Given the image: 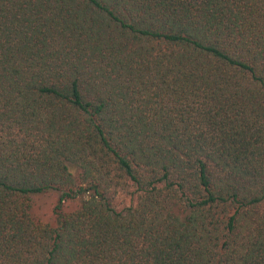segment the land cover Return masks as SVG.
I'll list each match as a JSON object with an SVG mask.
<instances>
[{
  "label": "trees",
  "instance_id": "obj_1",
  "mask_svg": "<svg viewBox=\"0 0 264 264\" xmlns=\"http://www.w3.org/2000/svg\"><path fill=\"white\" fill-rule=\"evenodd\" d=\"M0 264H264V0H0Z\"/></svg>",
  "mask_w": 264,
  "mask_h": 264
},
{
  "label": "rangeland",
  "instance_id": "obj_2",
  "mask_svg": "<svg viewBox=\"0 0 264 264\" xmlns=\"http://www.w3.org/2000/svg\"><path fill=\"white\" fill-rule=\"evenodd\" d=\"M58 192L49 190L42 193L30 195V215L33 219L46 222L51 225L54 224L55 215L53 208L57 202ZM78 200H66L60 205L61 212H69L77 206ZM129 203V194L125 192H118L112 199V205L120 209Z\"/></svg>",
  "mask_w": 264,
  "mask_h": 264
}]
</instances>
